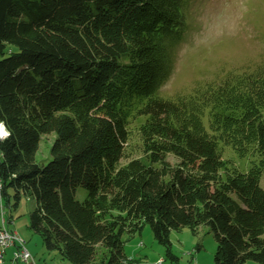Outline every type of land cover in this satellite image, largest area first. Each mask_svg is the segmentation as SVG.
<instances>
[{"label":"trees","instance_id":"1","mask_svg":"<svg viewBox=\"0 0 264 264\" xmlns=\"http://www.w3.org/2000/svg\"><path fill=\"white\" fill-rule=\"evenodd\" d=\"M174 1L0 0V122L9 130L1 197L8 204L11 189L14 205L31 198L29 227L72 264H94L98 252L97 264H121L122 236L146 224L166 246L172 229L206 226L215 264H264V67L218 83L211 101L152 95V48L174 33ZM134 98L146 116L143 155L120 164L121 104ZM52 133L51 157L38 161ZM219 140L240 151L253 145L259 163L224 176Z\"/></svg>","mask_w":264,"mask_h":264},{"label":"rangeland","instance_id":"2","mask_svg":"<svg viewBox=\"0 0 264 264\" xmlns=\"http://www.w3.org/2000/svg\"><path fill=\"white\" fill-rule=\"evenodd\" d=\"M168 6L169 15L177 22L170 27L174 33L163 42L156 41L152 48L157 57L153 61L155 65L157 62L156 71L150 74L155 79L154 85H149L152 95L182 102L197 94L211 101L218 83L254 75L264 67V0H175ZM141 99L121 104L127 112L128 135L120 164L143 155L141 125L146 116L138 109ZM261 112L264 115V107ZM199 113L203 124L209 128L211 112L204 106ZM53 138L54 133L42 137L36 153L38 161L51 157L49 147ZM218 148L225 161L221 170L224 176L234 169L247 171L261 159L253 145L240 151L233 144L219 140ZM167 159L173 164L178 161L171 153L167 154ZM259 181L264 188V173ZM85 192L79 187L77 197L83 199ZM12 193L8 190V204L0 198L5 222L25 241L35 264H72L58 250L47 249L41 236L29 227V215L35 202L22 196L14 205ZM122 238L126 260L121 264H215L217 243L206 226L198 227L196 232L187 226L172 229L168 246L157 241L148 224L140 232L124 234ZM12 251L11 247L6 250V264H9ZM100 255L98 252L94 264L99 262Z\"/></svg>","mask_w":264,"mask_h":264},{"label":"built area","instance_id":"3","mask_svg":"<svg viewBox=\"0 0 264 264\" xmlns=\"http://www.w3.org/2000/svg\"><path fill=\"white\" fill-rule=\"evenodd\" d=\"M0 198L1 197V185H0ZM2 201L0 200L1 213L0 217L4 219L5 228H8V235H1L0 232V264L3 262V247H13V260L23 264L32 262L35 264L33 257L29 255V252L24 247V242H20V235L13 229H10L5 222L4 212L2 210ZM19 263V264H20Z\"/></svg>","mask_w":264,"mask_h":264},{"label":"bare ground","instance_id":"4","mask_svg":"<svg viewBox=\"0 0 264 264\" xmlns=\"http://www.w3.org/2000/svg\"><path fill=\"white\" fill-rule=\"evenodd\" d=\"M8 135H9L8 128L6 127V125L3 122H0V142L2 140H4ZM0 155H1V151H0ZM0 185L2 187V181H1V179H0ZM0 232H1V235H8V228H5V223H4V219L3 218L0 219ZM20 242H25V241L20 237ZM24 247H25V243H24ZM7 248H9V247H3V259H4V255H5V250ZM27 251L29 252L28 249H27ZM29 255L31 257H33L30 254V252H29ZM12 256H13V251H12ZM12 259H13V257H12Z\"/></svg>","mask_w":264,"mask_h":264},{"label":"crops","instance_id":"5","mask_svg":"<svg viewBox=\"0 0 264 264\" xmlns=\"http://www.w3.org/2000/svg\"><path fill=\"white\" fill-rule=\"evenodd\" d=\"M10 222H11V219L8 221V224H10ZM9 228L10 229H13V230H15L14 228H11V226L9 225ZM11 248H13V247H11ZM8 249V248H7ZM6 249V250H7ZM6 250H5V255H4V261H3V263L2 264H6L8 261H7V259H5L6 258ZM6 262V263H5ZM19 262L18 261H14L13 259H12V257L11 258H9V264H18Z\"/></svg>","mask_w":264,"mask_h":264}]
</instances>
